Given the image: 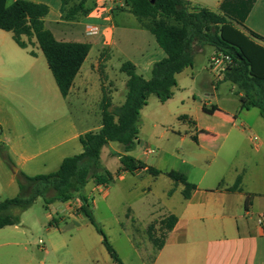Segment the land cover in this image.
<instances>
[{
	"label": "crops",
	"instance_id": "obj_1",
	"mask_svg": "<svg viewBox=\"0 0 264 264\" xmlns=\"http://www.w3.org/2000/svg\"><path fill=\"white\" fill-rule=\"evenodd\" d=\"M16 1L9 0L8 3L10 5ZM28 1L49 7L44 25L57 41L89 44L90 51L74 79L68 96L63 97L44 54L39 53L41 50L36 40L32 39L28 48L23 49L16 44L11 33L0 30V144L14 164L10 166L5 161V164L0 166V192L7 190L15 194L19 193L18 173L27 176L55 173L66 158L83 153L80 143L82 135L101 129V111L97 125L85 129L74 120L69 111V104L86 107L93 101L100 110L104 91L110 97L112 106H116L114 102L123 94L120 86L126 88L127 76L124 79L118 77V70L113 66V58L117 57L121 61L119 71L123 63L131 62L145 79L150 78L153 65L165 58V53L158 46L154 36L131 13L129 0H88L86 7L91 9L89 15L74 21L63 19L61 0ZM186 1L193 8H205L219 13L224 0ZM100 5H105L110 11L109 17L105 20H101L94 13L96 7ZM114 11L134 16L137 21L133 30L125 26L129 37L124 40H114L115 24L111 15ZM89 20L100 26L99 34L92 38L85 36V21ZM238 28L245 34L252 32L264 39V0H256L244 24ZM24 40L27 41L26 38ZM215 53H217L215 48L211 46L198 48L193 66L176 76L177 86L173 90V97L162 104L167 105L166 107H170L172 103L180 105L178 110L182 114L180 120L190 123L195 128L196 140L217 147L222 138L219 132L230 123L236 127L237 118L243 117L241 119L243 135L250 130L251 127L245 118L251 109L241 110L236 87L233 85L232 93L238 101L237 104L222 108L212 103L197 101L195 96H192V102L186 105L185 98L189 100V96L185 87L180 85V77L186 74L194 75V66L199 59L204 62L203 73L207 77L211 76L208 62ZM224 82L226 81L215 84L211 76L210 83L216 92L218 85ZM34 90L41 92V99L35 95ZM30 92L34 95H29ZM146 107L140 112V122ZM204 108L214 110V113L209 114ZM220 113H223L222 116L216 118ZM205 115L212 116L213 124L202 129L199 120ZM160 118L161 116H158L152 120L155 123L159 122ZM261 125L263 128L261 140L254 143L251 138L257 149L256 154H260L261 149H264V124ZM200 130L208 133L209 136L205 140L203 136L198 135ZM124 155L129 153L124 152L123 146L117 148L112 146V143L101 151V165L112 174V183L116 177L124 181L126 175L130 174L122 170L121 164L115 171L109 168L114 158L120 162V157ZM135 159L146 164L142 158ZM221 160V170L215 175L217 179L215 187L203 185L208 174L205 172L200 176L198 183H191L196 186V190L188 200L183 197L184 187L176 185L171 180L165 198L169 200L179 195L181 200L177 209L169 203L142 201L141 207L147 212V222L157 217L163 220L170 215L177 218V224L168 233L164 246L157 251L150 263H146L139 254L132 239L133 231L119 223L120 235L127 238V242L139 258L137 264H264L261 246L264 225L258 223V220L264 217V192L245 189L244 169L227 158L221 157ZM147 173L146 170H142L131 175L139 177ZM225 174L230 175L229 179H225ZM239 176L242 177L239 189L234 192L228 191ZM3 178L7 179L6 186L3 184ZM221 183L223 186L219 188ZM105 186L108 191L106 195L100 192L99 186L93 181L86 186L84 194L89 200L92 212L97 205V195L102 196L104 200L110 197V185ZM248 196L250 201L246 205ZM79 201L75 199L73 204H78ZM129 208L136 214L132 206ZM71 210L68 204L61 202L47 207L48 227L43 241L45 249L39 243L32 245L27 240V232L18 228L20 225L0 230V264H82L83 261H91V245L96 239L97 230L86 217ZM93 216L96 221L95 214ZM124 217L127 215L124 214ZM119 220L118 218L117 221ZM62 225L64 227L61 228ZM73 226H77L79 234L67 236L65 231ZM89 227L93 230H85ZM10 228L13 229L12 232H4ZM69 254L74 258L71 263Z\"/></svg>",
	"mask_w": 264,
	"mask_h": 264
},
{
	"label": "trees",
	"instance_id": "obj_2",
	"mask_svg": "<svg viewBox=\"0 0 264 264\" xmlns=\"http://www.w3.org/2000/svg\"><path fill=\"white\" fill-rule=\"evenodd\" d=\"M74 1L61 0L64 20L74 21L89 15L91 9L86 7L88 0ZM8 2L0 0V30L11 33L16 44L23 49L35 39L61 95L67 97L89 54L90 45L57 41L44 25L48 6L28 0H17L10 5ZM255 2L224 0L219 13H215L205 8H193L186 0H129L131 13L154 36L165 58L153 65L149 79L139 74L133 63H123L120 71L127 76L124 103L113 107L110 97L103 91L100 105L102 127L97 132H88L80 137L82 154L66 158L55 173L37 176L17 174L19 194L0 202V230L17 226L21 222L20 214L29 210L40 197L47 207L56 202L67 204L79 199L82 202L80 214L100 234L112 261L122 264L96 223L84 194L90 181L97 186L110 185L113 181L112 174L101 165L102 149L109 143H118L127 154L134 150L139 142L140 112L147 106L149 97L154 95L160 103L170 100L177 86L176 76L193 66L197 49L203 46H211L217 53L232 58L233 65L226 72L224 81L236 87L241 110L258 109L264 119V39L252 32L245 34L238 28L244 24ZM204 111L214 113V110L206 108ZM0 155L10 166H14L3 146H0ZM120 164L122 170L130 174L142 170L154 176L161 174L130 155L121 156ZM167 176L176 185H182L183 197L190 199L196 186L177 171H171ZM241 181L239 176L228 191H237ZM222 186L221 183L219 188ZM249 201L250 196L246 205ZM176 224L177 218L170 215L160 222V241L150 234L157 251L162 249L168 233Z\"/></svg>",
	"mask_w": 264,
	"mask_h": 264
},
{
	"label": "rangeland",
	"instance_id": "obj_3",
	"mask_svg": "<svg viewBox=\"0 0 264 264\" xmlns=\"http://www.w3.org/2000/svg\"><path fill=\"white\" fill-rule=\"evenodd\" d=\"M78 1L75 0L74 2ZM111 15L114 17L115 24L114 40L119 41L129 37L125 26L129 30H133L137 22L135 17L122 14L118 11H114ZM85 22L96 23L91 20ZM147 34L152 36L150 33ZM39 53L42 54L41 51ZM120 65L121 61L117 57L113 58V66L118 70V77L124 79L126 75L119 71ZM203 66V60L199 59L195 63L193 76L186 74L180 77V85L185 87L186 94L189 96V100L185 98V104L189 105L192 102V96H195L197 101H203L207 104L212 103L222 108L237 104L238 101L232 93V84L224 82L218 85V91L216 92L210 83L211 76L207 77L203 73ZM120 89L123 94L114 102L115 107H119L126 96L125 86L121 85ZM34 93L41 99L42 95L40 91L34 90ZM34 93L30 92L29 95H34ZM166 106L160 103L154 95L149 97L144 117L139 123L138 138L140 142L129 153L134 158L139 157L144 159L148 167L161 172V174L157 177H154L150 173L139 177L128 174L124 181L116 177L115 181L109 186L111 195L107 200H104L100 195L96 196L97 205L92 213L95 214L96 222L124 264H137L139 258L130 247L127 238L120 235L119 223L124 228L133 231L132 239L139 254L146 263H150L157 253V246L151 240L150 234L158 241L161 240L160 222L162 220L161 217H157L147 222V212L145 208L141 207L142 201H160L169 203L174 209L179 207L181 200L179 195L169 200L165 198V194L172 183L167 173L177 171L185 175L190 183H198L200 176L206 172L208 174L203 185L210 188L215 187L217 181L215 175L221 170V157H224L244 169L243 187L245 189H255L264 192V149L260 148L261 153L256 154V146L251 141V138L254 136H257L260 140L262 137L263 128L261 124H264V120L261 118L258 109H251L245 118L251 127L250 130H247L243 135L241 133L243 128L241 126V119L243 117L237 118L235 122L236 127L233 123H230L219 132L222 138H220L219 146L216 147L196 140L195 128L190 123L180 120L182 115L178 112L180 105L172 103L170 107ZM69 111L76 123L80 127L87 129L97 125L101 109L99 110L92 101L86 107L71 103V105L69 104ZM222 114L220 113L216 118H220ZM158 116H161V118L155 124L152 119ZM211 118L212 116L210 115L203 116L199 120L200 127L205 129L207 126H211L213 124ZM198 135L203 136L204 140L209 136L205 130H200ZM112 146L118 148L120 145L112 143ZM148 150H152L153 153H147ZM105 154H103V158H105ZM218 155L221 157H218ZM2 164H5V160L0 155V166ZM193 165L195 167H192ZM119 166V160L114 158L109 168L111 171H115ZM229 177V174H225V179H229ZM6 183L7 179L3 178L5 186ZM131 188L132 193L129 191ZM18 194L7 190L1 191L0 201L16 197ZM130 206L136 210V214L132 212L129 208ZM15 213L18 212L15 211ZM47 214V206L41 197L36 200L29 210L20 214L21 222L18 224L20 225L18 228L27 232V240L32 245L39 243L40 240L45 241V231L48 227ZM124 214L127 215L126 218ZM118 218L120 219L119 221H117ZM11 230L13 229H6L4 232H12ZM85 230L93 229L89 227V229L85 228ZM65 233L67 236L79 234L77 226L71 227ZM95 234L96 239L91 245V261H83L82 264H114L102 244V237L97 232ZM261 246L264 257V239L261 240ZM66 250L65 248V252ZM69 256V263H71L74 258L70 254Z\"/></svg>",
	"mask_w": 264,
	"mask_h": 264
},
{
	"label": "built area",
	"instance_id": "obj_4",
	"mask_svg": "<svg viewBox=\"0 0 264 264\" xmlns=\"http://www.w3.org/2000/svg\"><path fill=\"white\" fill-rule=\"evenodd\" d=\"M110 11L107 9L105 5L97 6L94 13L95 15L100 18L101 20H105L109 17ZM100 26L97 23H86L85 24V36L88 38L95 37L99 34ZM233 65V60L230 56L224 55L222 53H215L212 55L208 62V71L211 74L213 78V82L215 84L220 83L224 81L225 74L228 71L229 68ZM252 141L254 143L259 142V138L257 136L252 137ZM147 153L152 154V150H148ZM100 192L103 195L107 194V186L101 185L99 186ZM74 201L67 203L70 208H72V212L76 213L77 215L80 214L79 210L81 208L82 202L79 201L78 204H73ZM259 225H264V217L260 218L258 220ZM40 246L45 249V243L40 240L39 241Z\"/></svg>",
	"mask_w": 264,
	"mask_h": 264
}]
</instances>
